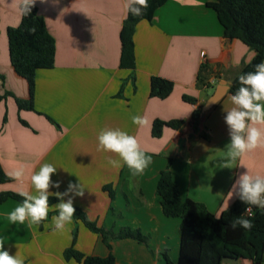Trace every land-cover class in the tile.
I'll return each mask as SVG.
<instances>
[{
  "label": "crops",
  "instance_id": "obj_1",
  "mask_svg": "<svg viewBox=\"0 0 264 264\" xmlns=\"http://www.w3.org/2000/svg\"><path fill=\"white\" fill-rule=\"evenodd\" d=\"M214 1L168 0L152 21H140L134 35L136 66L130 70L120 66L128 0H28L56 42V58L54 68L36 73L34 109L20 110L17 100L30 99L29 86L11 65L7 31L20 25L26 0H0V166L11 179L0 185V193L35 194L32 174L52 163L57 171L51 180L60 181V187L50 186L49 197L64 192L69 181L81 183L84 195L73 198L74 209L98 228L113 233L130 229L148 238L147 244L113 240L108 247L102 235L74 218L58 232L51 222L55 210L41 226L10 224L6 215L19 201L9 198L0 204V238L9 255L17 254L24 264H81L64 258L74 244L85 256L112 255L116 264H167L165 254L176 263L181 221L164 215L157 193L166 169L184 198L203 204L216 217L236 203L256 208L228 192L241 172L264 176V146L228 168L219 167L229 142L224 109L232 107L231 83L255 52L240 40L225 38L208 6ZM152 77L172 81V94L151 97ZM221 82L227 86L225 96L211 110H202L195 130L193 112L203 108ZM135 115L144 117L143 126L132 123ZM156 120L184 124L178 130L164 127L156 138ZM114 128L134 135L152 157L142 174L133 175L125 165L110 166L108 158L116 154L97 150L99 131ZM21 167L23 176L17 180L12 174Z\"/></svg>",
  "mask_w": 264,
  "mask_h": 264
},
{
  "label": "trees",
  "instance_id": "obj_2",
  "mask_svg": "<svg viewBox=\"0 0 264 264\" xmlns=\"http://www.w3.org/2000/svg\"><path fill=\"white\" fill-rule=\"evenodd\" d=\"M167 1L148 0V7L143 10L141 16L133 17L130 12H127L120 36L121 68L135 69L136 26L143 20L152 21L156 11ZM24 5L25 3L20 7L22 16L20 25L17 28L8 29L7 37L11 65L29 86L30 99L28 101L17 100L18 107L20 110H33L36 73L38 70L54 68L56 42L49 34L45 20L40 16L37 7L32 4L30 12L26 13L23 10ZM208 6L216 12L225 38L240 40L255 52L253 60L244 65L233 79L230 93L234 94L240 86L238 76L254 71V65L264 60V0H215ZM173 89L172 81L160 77L151 78V97L165 99L172 94ZM184 100L193 102L189 97H184ZM202 115V108H197L193 112L195 130H197ZM183 124V121L178 120L169 122L156 120L153 124L152 135L158 138L162 135L164 127L178 130ZM10 181L11 179L0 166V185ZM157 193L162 198L164 215L169 218H178L181 221L178 259L176 263H172L165 254L167 264H223L225 260L239 259H247L252 264H264V210L253 207L252 215H248L245 209L236 203L216 217L203 204L182 196L169 169L161 172ZM9 198L19 202L23 199L15 193H0V204ZM48 202L49 205H53L59 201L55 196L49 197ZM241 214L251 219L253 225L251 230H245L239 226L236 229L229 227V222ZM73 218L81 220L89 230L102 235L108 247L111 241L124 238H134L144 244L148 242V238L140 231L122 229L119 233H113L98 228L84 212L77 208H75ZM43 222L44 220L39 225L41 226ZM64 258L67 261L74 259L81 264H116L112 255L105 258L85 256L74 247V244L64 251Z\"/></svg>",
  "mask_w": 264,
  "mask_h": 264
},
{
  "label": "clouds",
  "instance_id": "obj_3",
  "mask_svg": "<svg viewBox=\"0 0 264 264\" xmlns=\"http://www.w3.org/2000/svg\"><path fill=\"white\" fill-rule=\"evenodd\" d=\"M31 5L26 0L23 10L29 13ZM147 7L148 0H128L125 4L126 11L133 17L143 15V10ZM237 80L240 86L229 97L232 107L224 109V123L228 128L229 142L223 149L224 158L219 164L221 168H228L246 153L264 146V60L254 65V71L240 74ZM145 122L144 117L140 115L132 117L134 125L143 126ZM97 141L98 151L116 154L117 158H108V164L114 168L125 165L133 175H137L142 174L152 162V157L141 150L136 137L120 128L101 129ZM56 171L57 168L52 163L45 162L32 174L31 183L35 194L19 192L23 199L6 215L10 224L23 225L26 221L29 226L39 224L52 210L57 213L51 217L55 231L63 232L72 223L75 211L73 198L82 197L85 188L81 183L69 181L64 192L55 194L59 202L49 205V187H60V181L51 180ZM12 175L20 180L23 168L15 170ZM233 193L247 206L264 210V176L250 175L247 171L241 172L228 192L230 198ZM247 210L246 207L245 211ZM237 226L251 230L253 225L250 218L241 214L229 222L232 229H236ZM2 241L3 238H0V264H24L23 259L17 254L9 255V252L3 249Z\"/></svg>",
  "mask_w": 264,
  "mask_h": 264
},
{
  "label": "water",
  "instance_id": "obj_4",
  "mask_svg": "<svg viewBox=\"0 0 264 264\" xmlns=\"http://www.w3.org/2000/svg\"><path fill=\"white\" fill-rule=\"evenodd\" d=\"M227 91V86L225 82H221L216 88L212 96L208 99L206 104L203 106V112L211 110L218 102H220L225 96Z\"/></svg>",
  "mask_w": 264,
  "mask_h": 264
},
{
  "label": "built area",
  "instance_id": "obj_5",
  "mask_svg": "<svg viewBox=\"0 0 264 264\" xmlns=\"http://www.w3.org/2000/svg\"><path fill=\"white\" fill-rule=\"evenodd\" d=\"M247 208H248V210L245 211V213L248 214V215H252V212H253L252 207H247Z\"/></svg>",
  "mask_w": 264,
  "mask_h": 264
},
{
  "label": "rangeland",
  "instance_id": "obj_6",
  "mask_svg": "<svg viewBox=\"0 0 264 264\" xmlns=\"http://www.w3.org/2000/svg\"><path fill=\"white\" fill-rule=\"evenodd\" d=\"M227 263V262H226Z\"/></svg>",
  "mask_w": 264,
  "mask_h": 264
}]
</instances>
